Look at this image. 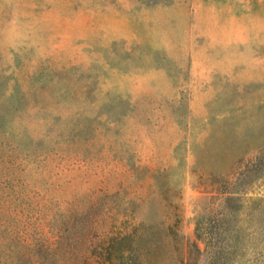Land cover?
Instances as JSON below:
<instances>
[{
    "label": "rangeland",
    "instance_id": "1",
    "mask_svg": "<svg viewBox=\"0 0 264 264\" xmlns=\"http://www.w3.org/2000/svg\"><path fill=\"white\" fill-rule=\"evenodd\" d=\"M206 217L264 264V0H0V264H210Z\"/></svg>",
    "mask_w": 264,
    "mask_h": 264
},
{
    "label": "trees",
    "instance_id": "2",
    "mask_svg": "<svg viewBox=\"0 0 264 264\" xmlns=\"http://www.w3.org/2000/svg\"><path fill=\"white\" fill-rule=\"evenodd\" d=\"M221 225L222 224L220 221H215L210 217L197 220L195 225V233L197 240H201L206 248L211 247L214 251L211 257L210 264H226L223 259V249L221 248V241L223 235ZM134 237L135 233L131 232L127 235L111 239V250H113V253L115 255L113 256L111 264H132L133 261L136 260V258L133 256L134 254L131 248H128L126 251L116 250V248H118L117 246L124 243L125 241L132 240Z\"/></svg>",
    "mask_w": 264,
    "mask_h": 264
}]
</instances>
